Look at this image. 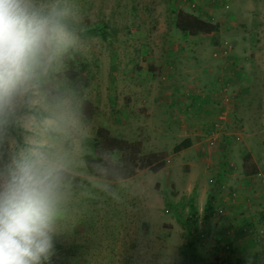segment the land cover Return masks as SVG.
Instances as JSON below:
<instances>
[{"label":"rangeland","instance_id":"obj_1","mask_svg":"<svg viewBox=\"0 0 264 264\" xmlns=\"http://www.w3.org/2000/svg\"><path fill=\"white\" fill-rule=\"evenodd\" d=\"M38 2L66 10L73 37L38 103L26 109L39 114L22 112L10 123L21 129V141L53 137L70 175L63 178L59 233L47 264H264V5ZM178 10L207 12L205 21L217 29L182 32ZM53 114L67 126L49 129ZM99 128L138 143L142 158L127 178L106 176L122 152L107 153L111 164L98 155ZM186 138L190 145L175 151ZM14 142L7 125L0 127V162ZM229 151L242 161L248 156L247 170L256 172L245 176ZM150 160L164 165L154 172Z\"/></svg>","mask_w":264,"mask_h":264},{"label":"clouds","instance_id":"obj_2","mask_svg":"<svg viewBox=\"0 0 264 264\" xmlns=\"http://www.w3.org/2000/svg\"><path fill=\"white\" fill-rule=\"evenodd\" d=\"M66 16L54 2L0 0V127L38 103L54 61L73 43ZM46 123L52 131L67 126L55 114ZM64 170L53 137L26 135L9 145L0 162V264H47L59 233Z\"/></svg>","mask_w":264,"mask_h":264},{"label":"trees","instance_id":"obj_3","mask_svg":"<svg viewBox=\"0 0 264 264\" xmlns=\"http://www.w3.org/2000/svg\"><path fill=\"white\" fill-rule=\"evenodd\" d=\"M71 21L66 18V25L67 28L71 26ZM176 27L185 33H188L190 35H195L199 32L202 33H211L217 29V26L209 21H205L198 16H195L193 14L187 13L182 10H178L176 13V20H175ZM65 75L68 78H74L76 76L75 73H65ZM22 112H32L33 114H39L36 110H24ZM20 112V113H22ZM19 113V114H20ZM8 130L11 132V134L14 135V137L17 139V142L20 143L21 137L18 134V130H21L19 127H15L11 124L7 125ZM97 138L95 139V149L98 152V155L100 157H104L105 162L107 164L113 163V161L110 160V157L108 156V152L112 150H119L122 152L121 158H120V165L114 164V168L116 169L115 172H113L111 169L106 166V176L108 178H127L130 176L133 172L135 167L138 165V161L136 159L142 158L139 156V145L138 143H128L125 140L118 139L116 137H108L105 135V130L102 128L97 129ZM190 145V140L188 138L184 139L181 143L176 145L174 147L175 151H178L182 148H187ZM155 155H150V158H153ZM149 157V156H148ZM248 160V156H246L243 160V170L246 174L254 173V171L247 172L246 170V163ZM150 161L145 162L148 164L149 168L152 171H158L163 165L164 161L160 160L156 162L155 164H151ZM146 164V165H147ZM70 176L68 173L64 171V177ZM212 197L208 198L207 200V208L212 207L211 201ZM194 214H191L190 216H193ZM191 217H189L190 219Z\"/></svg>","mask_w":264,"mask_h":264},{"label":"crops","instance_id":"obj_4","mask_svg":"<svg viewBox=\"0 0 264 264\" xmlns=\"http://www.w3.org/2000/svg\"><path fill=\"white\" fill-rule=\"evenodd\" d=\"M214 1H216V0H214ZM252 2H255V3H253L252 5H255V4H257L258 5V8L260 9V10H262V7H263V5H264V0H251ZM201 3H203L202 1L200 2V4ZM185 12H188V11H186L185 10ZM188 13H190V12H188ZM190 14H193V13H190ZM193 15H195V16H198L199 18H201V19H203V20H205L204 19V16H206V15H208L207 14V12H205L204 13V15H196V13H194ZM199 33H201V32H199ZM213 148V147H212ZM223 149H226V147H223ZM231 150V149H230ZM210 152V155H209V157H211V155L213 154V149L211 150V151H209ZM225 154V153H224ZM227 154H228V157L230 158V163L231 164H235V162H236V160L234 161L233 159L234 158H236V159H238V161L236 162L237 164H235V166H241V164H243V161L241 160V158H239V156L238 155H236L235 156V154H234V152L233 151H229V152H227ZM227 154H225L226 156H227ZM210 161H212L211 159H210ZM256 164V163H255ZM257 166V165H256ZM246 170H247V167H246ZM250 171H254V172H256V169H255V167H253L252 169H250ZM250 171H248L247 170V172H250ZM243 173L245 174V176L247 175V176H249V174H251V173H249V174H246L245 172H244V170H243ZM246 179L248 180V178L246 177ZM245 179V181H247Z\"/></svg>","mask_w":264,"mask_h":264},{"label":"built area","instance_id":"obj_5","mask_svg":"<svg viewBox=\"0 0 264 264\" xmlns=\"http://www.w3.org/2000/svg\"><path fill=\"white\" fill-rule=\"evenodd\" d=\"M226 45H227V44H226ZM226 47H230V45H227ZM226 49H227V48H226ZM226 49H224V50H226ZM225 100L227 101V97H226V99H225ZM220 111H221V114H220V118H221V117H223V115L226 113V111H225V110H223V109H222V110H220ZM212 142H213L212 140H210V141H209V143H210V144H211Z\"/></svg>","mask_w":264,"mask_h":264}]
</instances>
